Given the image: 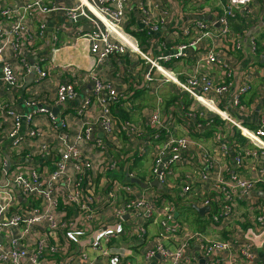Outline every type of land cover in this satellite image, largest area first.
Instances as JSON below:
<instances>
[{
	"label": "built area",
	"instance_id": "1",
	"mask_svg": "<svg viewBox=\"0 0 264 264\" xmlns=\"http://www.w3.org/2000/svg\"><path fill=\"white\" fill-rule=\"evenodd\" d=\"M73 1L72 5H68L57 3V0H31L24 4L6 5L0 9V78L13 87L19 83L17 68L13 61L19 60L23 35L30 39L34 38L35 32L29 22L35 12L43 14L62 12L75 20L84 17L95 25L91 30L79 32V36L87 38L89 52L93 58L92 66L83 73L85 79L91 83L92 94L78 110L81 126L76 133L61 138L59 158L54 160L52 167L47 166L44 175L35 167L36 164L28 171H25L26 167L23 166L15 168L14 180L20 194L30 200L26 209H18L11 214L10 219L0 222L1 228L11 225L23 226L20 234L12 237L8 245L0 244V263L24 264V260L28 259L31 264H53L43 259V256L56 253L61 238L79 241L82 234L70 229L73 221H70L64 211L63 203L87 211L86 219L92 217L88 203L85 202V190H88L87 185H92V179L97 177L98 171H103L106 167L119 168L117 159L108 152L109 142H112L111 139L118 131L139 140V148L134 151L138 157L145 156L148 149H152L153 178L147 179L142 191L132 192L134 188L132 179L138 177L131 171L127 173V181H113L106 191V198L109 200L117 199L116 194L119 192L122 195L123 193L130 195L111 204V211L115 219L121 222L125 220L129 210L133 211L137 218L134 225L137 226V235L141 239L146 238V225L153 220L158 208L157 202L163 192L150 184L153 180H158L163 189L167 187L179 197L202 193V198L197 200L201 203L200 207L212 208L209 214L214 222L231 219L240 210L243 199L250 192L259 188L264 190V113L260 115L256 128L246 125L245 114L248 113L249 107L243 101V96L249 89L248 85H243L229 101L242 116L240 119L223 106V102L227 101L230 95V83L217 82L209 73L202 71L199 62L195 63L191 70L184 71V79L176 76L162 64V61L169 62L177 56L184 55L188 48L200 45L205 37L221 38L233 35L236 40L235 51H240L244 36L241 32L233 31L232 20L239 9L245 14H254L255 4L264 0H226L222 12L212 23L188 15L187 21L190 23L184 29V35L191 32L198 35L189 43L181 44L175 52L170 51L159 58H153L144 51L137 38L125 29L124 24L129 19L133 0ZM200 1H189V4L193 2L197 5ZM139 7L147 16L143 20L148 29L146 32L158 30L164 18L155 21L149 17L153 7L151 0H139ZM169 11L164 7V12ZM216 26L218 29L215 31ZM44 28L45 24L41 25V31ZM249 43L254 53L260 51L264 56V41L252 36ZM130 53L141 55L150 64L151 70L145 76L147 84L156 81V75L161 74L166 82L176 84L191 96L192 105L184 110L183 119L179 120L173 111L165 113L159 107L149 112L148 117L139 124L131 119L116 117L114 104L121 98L129 99L131 91H120L111 81L104 79L99 71L112 56ZM20 60L24 69L36 73L39 79L49 76V69L40 62L32 63L25 57ZM205 60L208 65L218 64L225 72V76L230 77L233 66L231 58L223 49L213 44L207 51ZM77 94L75 82L58 84L56 106L75 99ZM38 103V98L32 96L27 100L28 111L19 113L10 108L8 102L2 99L0 92V111H4L12 121L8 136L12 140L13 149H19L21 146L25 148L28 139L35 140L42 136L35 119L38 114L46 113L52 123L56 122V116L50 109ZM95 103L99 107V112L94 121L87 112ZM126 106L129 107L127 110L131 115L132 104L126 102ZM23 121L29 125L28 135L21 133ZM1 125L0 121V127ZM97 126L105 132V137L97 135ZM30 152L32 156L41 154L40 158L43 159L51 152V146L47 142H41ZM27 156L32 157L30 154ZM6 165L7 161L3 154H0V167ZM59 187L62 188L61 191L58 190ZM94 189L95 184L91 186V190ZM210 192L218 196L217 204L214 203V197ZM245 212L264 225L263 203L249 202ZM174 216V208H170L166 218L161 221V231L155 247L149 248L145 253L147 259H153L160 254L169 261V264H189L187 251L197 245L206 257L203 264H218L220 257H215L217 252H220L222 257L221 252H231L230 240H210L206 238L204 232L187 227L181 232L182 238L178 246L166 245L163 239L170 232L176 231ZM35 230L49 231L56 243L49 246L43 237L37 241L34 250H29L25 241ZM112 232L109 229H102L97 234L96 243L101 240L110 243ZM98 247L101 248L102 254L109 257L108 263L132 264L128 258L113 252L110 247H103L100 243ZM249 248L245 245L241 249V253L248 260L253 258L248 252ZM230 261L233 264L237 262L233 250ZM63 264L71 262L66 261Z\"/></svg>",
	"mask_w": 264,
	"mask_h": 264
},
{
	"label": "crops",
	"instance_id": "2",
	"mask_svg": "<svg viewBox=\"0 0 264 264\" xmlns=\"http://www.w3.org/2000/svg\"><path fill=\"white\" fill-rule=\"evenodd\" d=\"M31 0H0V9L6 5L24 4ZM189 1L194 0H151L153 3L149 17L158 21L164 18V22L159 24V28L153 32H146L147 27L143 23L147 18L139 7V0H133L129 19L124 24L126 31L134 35L140 46L153 58H159L170 51L175 52L181 44L189 43L198 33L191 32L184 35V29L190 23L187 21L188 15L195 19H203L209 23L213 22L215 17L223 10L226 0H201L197 5ZM57 3L72 5L73 0H57ZM164 4V5H163ZM254 14H245L242 9L237 10L236 16L232 20V29L235 32L243 33V47L240 51H235V38L233 35L223 36L221 38L205 37L200 45L188 48L184 55L177 56L169 62L162 61L165 68L171 70L181 79L185 78L184 71L191 70L195 63L199 62L202 71L209 73L217 82L230 83V95L223 106L237 118L242 116L231 106L230 98L238 92L243 85H248L247 93H243V101L249 107L245 114V123L247 126L256 128L261 114L264 113V56L259 52L254 53L250 48V37L256 36L260 41H264V1L258 2ZM191 6V8H189ZM164 7L170 11L164 12ZM33 29L34 38L30 39L23 35L21 43V52L19 60L13 61L17 68L19 83L17 86H9L0 78V92L2 99L6 100L13 110L19 113H26L29 109L27 100L32 96L37 97L39 105L49 108L50 112L56 116V122H51L46 113L36 116L37 129L42 132L39 139L30 140L19 149L11 147V139L8 131L11 126V118L4 111H0V154H3L7 165L0 167V222H4L12 213L18 209H26L30 198H25L14 180V170L17 166L26 167L28 171L34 164L36 168L44 175L49 167H52L54 160L59 158L60 141L63 136L74 134L81 126V116L78 113L79 108L85 100L92 94L91 83L83 75L93 64V58L89 52V44L86 37L79 36L80 31H88L95 28L94 23L84 17L77 20L69 18L62 12H53L43 14L39 11L34 13L30 20ZM45 28L41 31V25ZM218 27H214L216 31ZM141 33L142 36H138ZM199 44V43H198ZM216 45L225 51L231 58V75L225 76V72L218 64H207L205 57L207 51L212 45ZM25 57L33 62H40L49 69V76L39 79L34 72H28L21 65V58ZM151 70L150 64L139 54L130 53L127 55H114L100 69V75L111 81L120 91H131L130 98H121L124 102L121 106L124 110L129 108L126 102L132 104V121L140 123L144 121L149 112L159 107L161 111L168 113L173 111L179 120L184 118V110H187L193 102L190 95L182 91L176 84L166 82L161 74L156 75L157 80L147 84L145 76ZM73 81L76 84L77 96L75 99L56 106V88L58 84ZM115 107V106H114ZM115 115L121 119V108L114 109ZM99 112V107L95 103L88 110L87 115L94 121ZM260 113V114H259ZM178 122V120H177ZM29 125L23 121L21 133L28 135ZM97 135L105 137L100 126H97ZM109 142V154L117 159L119 168L110 169L106 167L103 171H98L97 177L92 185H87L85 190V202L88 203V210L92 217L86 219L87 211L77 207L66 206L63 203V209L67 213L70 221H73L71 230L81 232L79 241H67L61 238L59 241V250L54 254H45L43 259L53 264H63L70 261L71 264H110L109 257L101 253V248L110 247V249L128 258L132 264H169L163 256L157 254L153 259H147L145 256L149 248L155 247L161 231V221L166 218V213L170 208H174L176 231H172L163 239L168 246H178L181 241V232L184 228L199 230L204 232L207 239L210 240H230L232 242L233 255L237 257L235 264H264V225L255 221L253 216H248L245 208L248 203H263L264 190L255 189L250 192L242 201L241 208L235 215L222 222H214L209 214L212 208L201 214L196 207L201 203L197 200L201 195L195 194L189 197H179L170 192L167 187L160 189L162 192L158 200L157 212L151 222L146 225V238L138 237L137 218L133 211L129 210L124 221L115 219L112 215L111 204L122 201L130 195L119 192L117 199L109 200L106 198V191L111 182L127 181L128 171L136 174L141 180V184L133 182V193L142 191L147 179L142 176L144 168L149 171L152 167V149H148L147 154L138 157L134 151L138 150L139 140L134 137H128L122 131H118ZM41 142H47L51 146V152L42 159L41 154L32 156L31 150L38 147ZM137 147V148H136ZM136 148V149H135ZM30 154L32 157H28ZM31 161V163H30ZM37 162V163H36ZM143 165H142V164ZM141 167L138 168V165ZM46 165V166H43ZM43 166V167H42ZM144 166V167H143ZM42 167V168H41ZM144 182V183H143ZM135 183V184H134ZM95 184L94 191L91 186ZM59 191L62 188H58ZM214 197V203L217 204L218 196L210 192ZM35 198V196L33 197ZM39 199V196H37ZM62 207V206H61ZM173 225V226H174ZM102 229L112 230L110 243L104 240L96 243L97 234ZM23 230L22 225H11L0 227V244L8 245L12 237H16ZM45 237L46 243L50 246L55 244L56 240L52 233L44 230H35L25 241L29 250H34L37 241ZM248 245L249 254L252 259H246L241 253V249ZM231 252H220L215 257H220L218 264H233L230 261ZM82 254H85L83 256ZM190 258L189 264H203L206 257L197 245H194L187 251ZM203 261V262H202ZM5 264V263H0ZM24 264H31L28 259Z\"/></svg>",
	"mask_w": 264,
	"mask_h": 264
},
{
	"label": "water",
	"instance_id": "3",
	"mask_svg": "<svg viewBox=\"0 0 264 264\" xmlns=\"http://www.w3.org/2000/svg\"><path fill=\"white\" fill-rule=\"evenodd\" d=\"M132 182H135V183H137V184H141V183H142L141 180L138 179V178L132 179ZM143 183H144V182H143ZM150 184L153 185V186H156V187H158V188H160V189H163V185H162L158 180H153ZM142 185H144V187L146 186L145 183L142 184ZM196 209H197L201 214H203V213H205V211H207L209 208H208V207H203V208H199V207L197 208V207H196ZM202 262H203V261H202Z\"/></svg>",
	"mask_w": 264,
	"mask_h": 264
},
{
	"label": "trees",
	"instance_id": "4",
	"mask_svg": "<svg viewBox=\"0 0 264 264\" xmlns=\"http://www.w3.org/2000/svg\"><path fill=\"white\" fill-rule=\"evenodd\" d=\"M138 36H142L141 33H138ZM124 101L121 100L120 102L114 104L113 106V110L120 107L121 108V112H120V115L121 117H123V119H132L131 115L128 113V110H124V108L121 106V104L123 103ZM127 109V108H126Z\"/></svg>",
	"mask_w": 264,
	"mask_h": 264
},
{
	"label": "rangeland",
	"instance_id": "5",
	"mask_svg": "<svg viewBox=\"0 0 264 264\" xmlns=\"http://www.w3.org/2000/svg\"><path fill=\"white\" fill-rule=\"evenodd\" d=\"M141 164H142V163H141ZM141 164L138 165V168L141 167ZM142 165H143V164H142ZM143 167H144V166H143ZM147 175H149L148 177L153 178V175H152V171H151V169H150L149 171H147V170L144 168V171L142 172V176H143V177H146Z\"/></svg>",
	"mask_w": 264,
	"mask_h": 264
}]
</instances>
